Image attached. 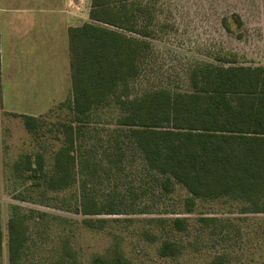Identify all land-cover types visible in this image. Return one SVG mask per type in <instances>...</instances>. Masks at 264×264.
<instances>
[{"label":"trees","instance_id":"trees-1","mask_svg":"<svg viewBox=\"0 0 264 264\" xmlns=\"http://www.w3.org/2000/svg\"><path fill=\"white\" fill-rule=\"evenodd\" d=\"M165 0H91V22L69 30L72 101L70 124L61 123L64 145L55 153L51 173L44 154L22 156L14 164L18 177L44 193H63L79 181V196L72 208L57 206L84 216L113 214L125 207L122 199L96 200L104 175L123 170L130 152L138 155L148 171L156 173L160 193L170 196L176 185L189 194L184 208L191 213L198 200H233L244 203V213H264V65L202 63L189 75L187 90L168 87L134 94L133 83L145 72L152 52L151 41L167 28L161 15ZM229 32L243 38L244 23L238 13L223 18ZM235 56V55H234ZM118 111L109 145L89 144L94 136L89 126L98 110ZM27 131L37 135L43 123L22 115ZM46 194V193H45ZM47 196V195H46ZM45 196V197H46ZM57 197V196H56ZM100 198V197H99ZM66 202L67 199H60ZM103 202V203H102ZM105 202V204H104ZM44 204V203H43ZM47 205V204H46ZM204 220V219H203ZM43 227L36 232L32 224ZM55 223L71 226L72 220L35 209L12 206L8 223L10 264H22L36 233L52 230ZM83 226L104 230L107 219L82 220ZM177 231L186 229V219L172 221ZM72 233V231H71ZM149 241L157 237L143 233ZM44 235L42 240L50 239ZM58 264H79L70 236L61 237ZM3 233L0 230V264ZM183 246L164 241L162 257L179 256ZM110 257L96 256L92 264H131L119 249ZM222 257L209 264H221Z\"/></svg>","mask_w":264,"mask_h":264},{"label":"rangeland","instance_id":"rangeland-1","mask_svg":"<svg viewBox=\"0 0 264 264\" xmlns=\"http://www.w3.org/2000/svg\"><path fill=\"white\" fill-rule=\"evenodd\" d=\"M77 3L72 6L77 24L91 22V0ZM162 9L165 12L160 17L167 28L151 41V57L144 75L133 83L134 94L161 87L187 90L189 75L195 66L223 64L219 60L223 57L244 65H264V0H165ZM232 13H238L243 20V38L223 26V18ZM46 42L44 50L36 53V72L31 75L27 70L30 62L20 59L23 54L0 53L2 264H10L8 223L13 205L72 220L71 226L65 229V225L55 223L52 230L44 232L42 237L50 235L48 240L43 241L37 233L33 235L36 243L30 242V252L22 264H58L62 257L60 238L67 236L79 264H92L96 256L110 257L115 249L131 264H209L218 256L223 258L221 264H264V213H244L243 202L225 199L198 200L194 210L187 213L184 200L188 192L176 185L170 196L160 193L156 173L148 171L132 152L122 171L103 176L106 181L97 191L98 201L112 200L115 204L122 199L126 204L113 214L84 216L56 208L74 207L79 181L63 193L45 194L44 186L31 189L28 180L17 176L15 162L24 155L37 153L44 154L46 171L51 173L55 153L65 143L60 124H70L73 116L69 108L72 101L70 48L68 63L62 44L57 46V41L53 43L49 37ZM117 112L96 111L89 126L95 129L94 136L87 134L84 138L89 144L99 145L98 158H103V147L109 145L107 140L116 128ZM22 115L39 118L42 130L37 135L29 133ZM90 217L107 219L106 228L99 231L83 226L82 220ZM177 217L186 219L185 230L174 229L172 221ZM31 227L34 232L43 229L34 223ZM147 231L157 238L149 241L143 234ZM166 240L182 245V253L162 257L160 248Z\"/></svg>","mask_w":264,"mask_h":264},{"label":"crops","instance_id":"crops-1","mask_svg":"<svg viewBox=\"0 0 264 264\" xmlns=\"http://www.w3.org/2000/svg\"><path fill=\"white\" fill-rule=\"evenodd\" d=\"M77 2L0 0V53L23 54L20 59L30 62L27 70L31 75L36 72V53L44 50L46 38L49 37L52 42L57 41V46L63 45V54L69 63V30L80 26L76 12L72 10Z\"/></svg>","mask_w":264,"mask_h":264}]
</instances>
